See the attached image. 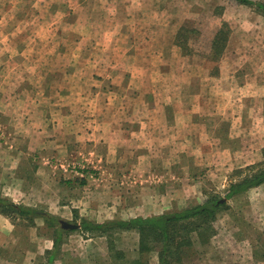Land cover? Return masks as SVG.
Instances as JSON below:
<instances>
[{"label": "rangeland", "instance_id": "rangeland-1", "mask_svg": "<svg viewBox=\"0 0 264 264\" xmlns=\"http://www.w3.org/2000/svg\"><path fill=\"white\" fill-rule=\"evenodd\" d=\"M220 29L225 40L216 58L212 42ZM126 46L130 51L123 50ZM3 53L23 63L24 73H36V103L27 95L7 106L0 92V200L45 216L0 213V230H9L0 236V264H133L135 259L158 264L156 252L138 251V233L92 235L65 229L60 221L129 219L150 202L173 199L163 211L168 212L211 195L224 197L230 183L263 160L264 15L253 7L235 0H0L2 61ZM178 57L185 59L183 73ZM116 62L122 66L112 70ZM118 73L136 79L132 88H118ZM182 74L184 97L177 91ZM126 95L133 110L158 113L159 121L152 123L160 122L167 105L172 112L186 109L185 123H198L199 130L189 138L184 132L186 139L179 133L177 139L180 118L168 115L164 125H174L168 137L164 131L159 137L168 145L160 146L164 157L153 161L146 151L147 160L136 164V148L148 145L145 131L130 136L129 146H109L98 134L104 106L124 111ZM111 107L108 124L119 123L124 117ZM25 108L36 111V200L22 198L35 188L17 177L21 166L6 144L8 129L23 124ZM223 200L227 206L213 222L211 238L196 243L183 264H264V184ZM135 203L141 205L131 207ZM46 216L55 217V223Z\"/></svg>", "mask_w": 264, "mask_h": 264}, {"label": "crops", "instance_id": "crops-1", "mask_svg": "<svg viewBox=\"0 0 264 264\" xmlns=\"http://www.w3.org/2000/svg\"><path fill=\"white\" fill-rule=\"evenodd\" d=\"M124 27H122L123 29ZM121 29V28H120ZM17 45L14 46V48H16ZM132 46V45H131ZM14 48L10 49L9 47L5 50H7V52H12V50H14ZM132 48V47H130ZM130 48L128 46H126L125 49H123L124 51H130ZM23 47L20 48V51H22ZM114 50L115 47H114ZM122 50V49H121ZM3 51V52H4ZM16 52H18V50H15ZM5 54L6 59L4 61L0 60V92L2 95L5 96V100H6V104L7 106H9L11 104V102H14L15 100H21L22 97H26L27 95H29V98L31 100V103H36V91L33 89V87L35 86L34 82L36 80V73L32 72V75L28 74V73H24L23 71L25 70V66L23 63H21L19 60L17 59H10L9 57H13V54H7V53H3ZM179 56V55H178ZM121 64V65H120ZM115 63L114 65L111 66L112 70L115 68L116 70L122 66V63ZM185 66V59L180 60L179 61V57L177 59V68H182L181 73H183V67ZM36 67V66H35ZM125 67V65L123 66ZM21 68L23 71H21ZM130 67H128L129 69ZM180 70V69H179ZM210 72V71H209ZM121 73V72H120ZM120 73L115 75L114 81L115 84L118 86V88H121L123 91L124 89L127 91L128 89L132 88L130 85H132V83L136 82V79H132V77L130 78H125L124 76H121ZM211 73V72H210ZM122 77V78H121ZM185 75H179L178 79H177V91L183 94L184 97V83H186V78H184ZM207 80L211 78V76L208 74L206 76ZM205 78V80H206ZM194 83V86H196V82L192 81ZM142 84V82H140ZM138 83V84H140ZM126 88H124V87ZM66 89L69 90L70 92H72V86L71 84H69V86H66ZM201 89L197 90L196 92L193 93V97L194 99H197L198 94L200 93L199 91H201ZM50 91H55V90H50ZM49 92V90H48ZM69 92V93H70ZM153 92V91H152ZM151 92V94H153ZM177 92V93H178ZM67 96H69L68 92H63V94H65ZM126 109L123 107L124 111H120L117 108L111 107V106H104L106 111L102 112V120L103 122L101 123L102 125L99 126V130L102 129V131H99L101 133H98L101 135V137H104V140L108 144L109 146L111 145V143H116V145H124L126 144L128 145V142H132L130 138V136H133V134H135L134 136H139L142 135V131H145V137H147L148 141L146 143L147 146H142V147H137V148H141V149H137L135 150V154H138L137 156H134V163H140L141 159L143 158V160H147V152H149L148 154L151 155L150 158H153V161H157L156 159H154V156L156 155H160L161 157H164V154L160 153V146H162L161 144H163L164 146H168L165 145V142L163 143V141H161V139L159 138L162 134V131L164 132H168L165 135L168 137L169 133L173 130V123L170 124H166L164 125V122L166 120V117L168 119V121L170 120V117L168 118V115H173L176 116L178 118H180L179 122L175 124L176 127V131L178 133L177 136H175L177 139H179V133H181V138L184 139L185 134H183L184 132L187 133V138L192 137L190 134H192V132L196 133L199 129H198V123L195 122H188L185 123V115L186 112L184 108H177L175 109V112H172V110L170 108L167 107V105L164 107L163 112L161 114V120L159 123H152L154 120L155 121H159V115L158 113H154L155 110L153 111L152 109L149 110L150 113L146 112L145 110H133L132 105L128 106V100L131 96L126 95ZM129 97V98H128ZM27 98V97H26ZM177 99H179V97L177 96ZM113 108L116 113H118V116H123L124 118L118 121H115V123L110 122L109 123V114H108V109L109 108ZM122 109V110H123ZM174 111V109H173ZM192 114H197L198 113V109L192 110ZM138 113V114H137ZM23 119H22V123L23 124H18L15 127H10L9 133L8 135L11 136V140L8 139V141H6V144H8L7 149L9 150V148H12L13 150H11L10 152H12V155L15 156V160L13 161L15 164H17V168L18 170L16 171V174H18L19 172H21V175H17V177H19V180H23L26 181L28 183V181L31 183H33V187L35 188L30 190V191H25L24 194H21L22 198H32L34 197L36 200V111H34V109L31 108H25L23 111ZM141 116V117H137ZM146 116V117H144ZM184 117V121L181 120V118ZM106 119V120H105ZM154 119V120H153ZM152 120V121H151ZM127 122V123H126ZM133 122H138L136 124L138 125H133ZM132 123V124H131ZM140 124V125H139ZM151 124V125H150ZM153 127V128H150ZM201 128H203L201 126ZM133 131V132H131ZM151 132L157 133L155 136H152V134L150 135ZM148 134V135H147ZM171 135V134H170ZM172 136H174V133L172 132ZM197 134H195V138H196ZM185 137V139H186ZM154 143H153V140ZM203 137H200V140ZM163 139V137H162ZM120 142V144H119ZM203 142V141H202ZM208 142V141H207ZM168 143H170L168 141ZM180 143H184V141H180ZM195 144V141H194ZM114 145V146H116ZM159 145V146H158ZM178 146V144H171V146ZM44 146V145H43ZM132 145H130L131 148ZM170 146V147H171ZM153 148H155L156 150H159V154L155 151H153ZM145 150V151H142ZM147 151V152H146ZM43 152V151H42ZM143 156H141V154ZM146 155V156H145ZM145 156V157H144ZM194 156V155H192ZM203 156V155H202ZM207 157V156H206ZM146 158V159H145ZM151 159H149V163L150 161H152ZM197 160V159H196ZM175 162V161H174ZM205 162V161H202ZM7 165H9V161H6ZM8 166H4V168L6 169ZM3 166L1 171L3 172ZM264 184V183H263ZM262 184V185H263ZM261 186V185H260ZM164 195H166V197L168 198L169 195V191H164L163 192ZM49 196L52 200L56 201V193L54 191H51L49 193ZM25 202V201H22ZM148 203V202H147ZM151 205L147 206V205H141V204H133L131 207H139V205H141V209L142 211H140V213H137L134 216H146L148 214H152V213H161L164 210H168L170 209V206H172L175 202L173 201V199H170V203H168V201L166 203H161V204H153L152 202H150ZM26 204V202L24 203ZM146 204V203H145ZM138 205V206H136ZM145 208V209H144ZM140 210V209H139ZM148 210H152L150 212H148ZM4 225H8V223H3ZM2 224V226H3ZM9 230L8 228H3L0 230V236L5 235L6 233H8ZM129 232H135L136 231H129ZM138 243H139V238H138Z\"/></svg>", "mask_w": 264, "mask_h": 264}, {"label": "trees", "instance_id": "trees-1", "mask_svg": "<svg viewBox=\"0 0 264 264\" xmlns=\"http://www.w3.org/2000/svg\"><path fill=\"white\" fill-rule=\"evenodd\" d=\"M235 1L253 7L264 15V2L262 1ZM224 36V31L220 29L213 39L212 47L217 50L216 58L224 46ZM248 169L250 171L243 177L230 183L224 197L211 195L202 203L156 215L136 216L129 219H108L103 222L85 219L81 223V230L86 234L107 237L115 232L133 230L138 233V251L141 254L148 255L156 252L158 264H183L184 259L194 252L196 243L203 244L211 238L212 224L220 211L227 206V202L223 199L234 198L264 183V148L262 162L256 166H250ZM1 206L5 207L0 208V213L4 214L12 212L22 216L26 214H33L36 217L45 216L37 209L7 200H0ZM46 219L52 225L55 223V217L46 216ZM59 238L57 236L54 240V249L48 258L50 261L54 259ZM133 264L141 263L140 260L135 259Z\"/></svg>", "mask_w": 264, "mask_h": 264}, {"label": "water", "instance_id": "water-1", "mask_svg": "<svg viewBox=\"0 0 264 264\" xmlns=\"http://www.w3.org/2000/svg\"><path fill=\"white\" fill-rule=\"evenodd\" d=\"M60 223H61L62 227L65 229H79V228H81V224H78V223H71L69 221H63V220H61Z\"/></svg>", "mask_w": 264, "mask_h": 264}]
</instances>
